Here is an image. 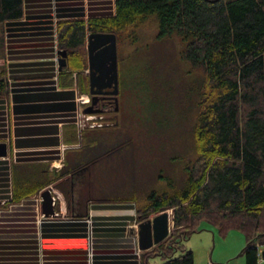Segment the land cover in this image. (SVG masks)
I'll list each match as a JSON object with an SVG mask.
<instances>
[{
  "label": "trees",
  "instance_id": "obj_1",
  "mask_svg": "<svg viewBox=\"0 0 264 264\" xmlns=\"http://www.w3.org/2000/svg\"><path fill=\"white\" fill-rule=\"evenodd\" d=\"M25 3L0 0V25L21 19ZM114 8L115 14L105 11L88 18H62L55 24L57 50L67 52V64L58 76L62 86L77 82L82 92H89V76L82 73L88 67V34L112 32L118 45L124 35L134 42L137 36L132 27L151 13L158 15V37L177 33L184 43L181 58L206 73L201 114L192 136L197 156L186 165V187L174 192L153 190L144 205L136 207L139 223L165 209L173 210L171 233L142 251L144 263L195 264L194 251L185 243L207 222L221 236L232 230L242 232L246 245L241 253L247 264H256L264 258V250L260 252L264 245V0H115ZM10 81L0 78V96L14 89ZM106 105L112 108L116 103L110 100ZM75 139L72 132L71 141ZM98 159L71 171L64 169L54 180L31 185L16 181L13 201L36 195L50 182ZM71 194L72 188L66 195ZM157 256L160 263L151 260Z\"/></svg>",
  "mask_w": 264,
  "mask_h": 264
},
{
  "label": "crops",
  "instance_id": "obj_2",
  "mask_svg": "<svg viewBox=\"0 0 264 264\" xmlns=\"http://www.w3.org/2000/svg\"><path fill=\"white\" fill-rule=\"evenodd\" d=\"M84 1L87 0H26L24 16L1 25L0 78L13 79L14 99L9 111L8 97L0 96V141L7 142V138L13 136L12 145L7 144L8 155L0 157V200L12 199L16 181L31 185L50 179L48 163L57 159L65 137L71 141L69 126L75 115L76 84H60V64L55 58L59 54L53 33L55 23L62 18H88L92 13L105 11L115 14L116 10L115 0L110 3L98 0L99 3L90 4V10H85ZM63 81L68 82V79ZM9 118L13 122L11 128ZM96 133L94 129H87V140ZM82 150L66 151L64 169L76 164ZM86 167L71 176L65 175L62 180L70 178L73 190L77 191L73 181L78 180ZM75 194L81 195L79 191ZM85 197L80 202L70 200L73 216L55 221L37 220L43 203L35 197L3 206L0 264H90L89 261L92 264H141L142 250L134 226L135 203L128 200L87 202ZM209 227L195 232L200 233L199 243L205 248L206 254L202 257L198 247L185 243L194 251L195 264L210 261L247 264L246 256L241 253L246 245L242 232L232 230L227 236H221ZM263 250L264 245L260 246V252ZM256 264H264V258Z\"/></svg>",
  "mask_w": 264,
  "mask_h": 264
},
{
  "label": "rangeland",
  "instance_id": "obj_3",
  "mask_svg": "<svg viewBox=\"0 0 264 264\" xmlns=\"http://www.w3.org/2000/svg\"><path fill=\"white\" fill-rule=\"evenodd\" d=\"M97 2L98 0L84 1L83 7L85 10H90V4ZM55 7L58 8L56 5ZM1 25L0 29H2ZM131 31L137 36L134 42L131 36L124 35L117 46L120 109L116 114L119 123L104 128L97 127L94 129L97 132L95 137L89 141L85 137L87 129H83L80 133L73 120L68 128L75 133L76 139L69 142L66 137L63 139V145H60L56 155L57 159L48 163L50 180H54L55 175L64 171L66 164L64 155L69 149H83L77 152L79 160L68 168L70 171L71 168L93 161L97 157L99 161L89 164L78 180L73 181L77 184L76 189L81 195L75 194L77 191L73 190L70 178L62 180L64 176L50 182L51 184L44 188L45 190L52 186L61 194L57 195L55 215L42 217L43 210H40L37 220L41 222L70 218L73 216L71 208L73 200L80 202L84 196L87 197L83 198L87 199V202L128 200L139 208L144 205L153 190L163 193L186 187L188 182L186 165L197 156L192 136L195 123L201 114L200 92L206 81V73L204 69L195 68L189 61L181 58L184 43L177 33L158 37L159 20L156 13H151L146 21L139 22ZM56 57H58L56 63H59L61 55L58 54ZM82 73L89 75V67ZM76 74L73 75L75 81ZM10 79L13 84V79ZM75 84L77 85V82ZM11 90L8 91L9 96L5 95V97L12 96ZM74 102L76 103V100ZM109 116L111 118L115 115ZM8 121L11 128L13 122L10 118ZM66 132L67 128L64 131L65 136ZM7 142L12 145L13 136L7 138ZM77 144L81 147L74 148ZM65 146L68 149L64 150ZM60 159H63L62 162ZM71 188L75 198L72 194V197L66 195ZM41 193L29 197L39 199ZM134 196L138 199H128ZM13 197L14 195L11 200H0V212L3 206L11 202L15 203ZM169 212L172 217L173 210L169 209ZM88 219L91 223V219ZM135 222H138L137 219ZM207 228H210L207 222H203L200 230ZM199 234L194 232L187 243L198 247V254L202 257L206 252L199 243L201 242ZM213 244L214 242L212 246ZM152 260L155 263L161 262L159 256ZM89 263L92 264V261Z\"/></svg>",
  "mask_w": 264,
  "mask_h": 264
},
{
  "label": "water",
  "instance_id": "obj_4",
  "mask_svg": "<svg viewBox=\"0 0 264 264\" xmlns=\"http://www.w3.org/2000/svg\"><path fill=\"white\" fill-rule=\"evenodd\" d=\"M118 39L117 35L112 32L101 33L94 32L88 34V65H89V91L91 94L90 104L86 106V113H108L118 112L120 109L119 99V66H118ZM60 70L66 66L67 52L60 50ZM109 95V97L115 101L116 106L112 108H104L100 105V100H103ZM107 117L110 118L108 115ZM115 122L112 121L107 125H113L119 123L118 115L113 116ZM8 143L6 141H0V157L8 155ZM43 198V210L46 215L54 214V198L49 189L42 191ZM169 209H165L162 212L155 214L152 217H148L139 223V248L142 251L153 248L156 244H159L165 240L169 234L171 219ZM144 253H141L139 259L141 264L144 263Z\"/></svg>",
  "mask_w": 264,
  "mask_h": 264
},
{
  "label": "built area",
  "instance_id": "obj_5",
  "mask_svg": "<svg viewBox=\"0 0 264 264\" xmlns=\"http://www.w3.org/2000/svg\"><path fill=\"white\" fill-rule=\"evenodd\" d=\"M57 58L58 57H56V59ZM75 89H76V98H75V100H76V109H75V115H74L75 116L74 122H76V125L78 126L77 129H80V133L82 132L83 129H96L97 127H103L104 128L105 126H110V125H107V124L112 122V119L107 117L108 114H105V113H86L85 112L86 106L84 107V105L85 104L88 105V104L91 103L90 102V100L92 99L91 98V94L89 92L88 93L81 92V90L78 89L77 85H76ZM8 101H9L8 105H9V111H10L13 108V105H12L13 102L11 101V97H9ZM61 144L63 145L62 142H61ZM75 147L79 148V147H81V145L77 144V145L74 146V148ZM65 149H68V147L65 146L64 150ZM62 160L63 159H60L61 162H62ZM46 189H49L51 191L52 196L54 198L53 205L55 207V205L58 202V196L57 195H59L61 193L56 188H54L52 186H50L49 188H46ZM38 200L40 202H42L43 201L42 196ZM55 214H56V212L54 213V215ZM44 216H46V214L43 211L42 217H44ZM172 217H173V215H172ZM172 217H170V219L172 220V226H173V218ZM38 221L41 222V220H38ZM134 226H135V228L138 231L139 230V222H137ZM137 236L139 237L138 232H137ZM209 264H215V263L210 261Z\"/></svg>",
  "mask_w": 264,
  "mask_h": 264
},
{
  "label": "flooded vegetation",
  "instance_id": "obj_6",
  "mask_svg": "<svg viewBox=\"0 0 264 264\" xmlns=\"http://www.w3.org/2000/svg\"><path fill=\"white\" fill-rule=\"evenodd\" d=\"M106 97L108 96V98H105L103 100H100V105L104 108H107V102H110V100H112L109 95H105Z\"/></svg>",
  "mask_w": 264,
  "mask_h": 264
}]
</instances>
